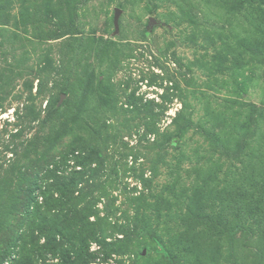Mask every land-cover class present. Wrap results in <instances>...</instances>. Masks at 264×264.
<instances>
[{
    "label": "rangeland",
    "instance_id": "obj_1",
    "mask_svg": "<svg viewBox=\"0 0 264 264\" xmlns=\"http://www.w3.org/2000/svg\"><path fill=\"white\" fill-rule=\"evenodd\" d=\"M3 2L0 264H264V1Z\"/></svg>",
    "mask_w": 264,
    "mask_h": 264
},
{
    "label": "trees",
    "instance_id": "obj_2",
    "mask_svg": "<svg viewBox=\"0 0 264 264\" xmlns=\"http://www.w3.org/2000/svg\"><path fill=\"white\" fill-rule=\"evenodd\" d=\"M4 0H0V9H2L4 6H5V3L3 2ZM236 2H239V3H247V4H252L253 1L255 0H235ZM264 1V0H263ZM175 139V138H174ZM171 144L176 147L178 144H179V140H171ZM90 155L88 154L86 159L89 157ZM85 159V158H84ZM80 164H84L82 161L79 162ZM80 183L77 182V181H74L73 179L68 181V182H65L63 184H61V187L58 188L59 192L61 193L62 197L63 196H66V198H69V197H72L74 195V192H75V189L77 188V186L79 185ZM31 191L30 194H29V200L27 201V205L30 204L31 201H33V199H35L32 195L34 194V191H35V186H33L31 188ZM44 201H46L47 203H49L51 206L54 207V209H58L59 207L56 206V202L55 201H51V202H48V199L44 197ZM244 206H246V204H244ZM41 206H39L38 204H36V206L33 208V210H31L30 212V208L27 209L28 212H30V215L34 217H38L39 213L41 212ZM243 208V205L240 207V210ZM260 210V205L257 204V202H253L251 204H249V212L248 213H251V212H255V213H258ZM68 214V213H67ZM220 219L222 217H219ZM218 219V217H217ZM78 222L81 224L83 223L82 220H78ZM254 222H257L254 220ZM259 226V224H258ZM234 230H237L239 229V226H234L233 228ZM76 254V253H75ZM71 258H69V260L66 261V264H72L76 259L74 260H70ZM14 264V263H13Z\"/></svg>",
    "mask_w": 264,
    "mask_h": 264
},
{
    "label": "water",
    "instance_id": "obj_3",
    "mask_svg": "<svg viewBox=\"0 0 264 264\" xmlns=\"http://www.w3.org/2000/svg\"><path fill=\"white\" fill-rule=\"evenodd\" d=\"M121 13V10H116V13H115V17H114V24H115V27L118 29V18H119V15ZM164 24L159 22L156 18L154 17H151L149 18V21H148V31H151L153 30V28L155 27H158V26H163Z\"/></svg>",
    "mask_w": 264,
    "mask_h": 264
}]
</instances>
